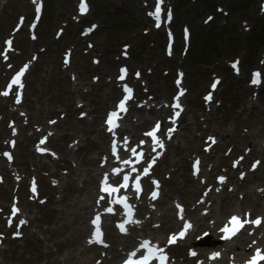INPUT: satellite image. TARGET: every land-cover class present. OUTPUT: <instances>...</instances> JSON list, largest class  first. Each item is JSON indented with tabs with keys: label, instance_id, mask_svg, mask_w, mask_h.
I'll return each instance as SVG.
<instances>
[{
	"label": "rangeland",
	"instance_id": "1",
	"mask_svg": "<svg viewBox=\"0 0 264 264\" xmlns=\"http://www.w3.org/2000/svg\"><path fill=\"white\" fill-rule=\"evenodd\" d=\"M41 1L0 0V264H120L148 237L163 249L166 264H244L257 249L264 254V222L257 228L250 223L241 234L218 243L224 237L218 232L230 217L253 221L264 214V81L249 83L253 69L264 76V40L258 37L264 31L263 0H209L214 9L197 7V0H189L185 8L181 0H163L162 25L171 27L174 3L179 14L187 9L182 18L191 40L182 53L174 46L165 49L175 43L171 29L166 28L168 38L155 32L150 13L157 0H84L87 15H81L82 0H49L48 23L37 28L36 14L44 11ZM95 4L101 13L98 7L92 16ZM133 14L144 24L121 28L118 21L127 22ZM214 21L223 32L219 46L202 52L195 64H184L194 28L210 32ZM91 24L94 29L85 27ZM234 62L240 63L239 74L230 68ZM120 65L127 67L126 74ZM177 75L182 79L175 80ZM213 77L222 81L213 102H205L202 95ZM127 84L134 85L135 98L122 111L121 129L110 133L105 129L108 114L117 113L114 108ZM182 94L186 103L172 122L173 109L160 104L172 96L180 100ZM145 98L148 104L140 107ZM156 121L162 123L164 146L152 148L155 152L138 167L145 188L136 198L139 223L122 233L115 226L122 218L121 206L113 201L135 193L119 184L124 175H131V181L135 176L131 152L120 146L117 157L110 152V140L116 139L114 132L120 140L129 136L130 147ZM41 136L48 139L45 155L35 152ZM6 151L12 161L5 158ZM196 160L198 170L192 168ZM234 161L238 168L232 167ZM254 161L256 170L250 168ZM219 174L230 182L220 194L215 183ZM105 177L119 191L105 194ZM153 191L159 193L156 199ZM108 204L114 209L109 218ZM99 213L102 242L92 238L95 226L90 225ZM19 220L25 223L18 225ZM185 222L191 224L186 232L194 229L179 238ZM174 234L176 241L168 243ZM208 245L219 247L206 253L198 249ZM139 252L135 256L144 253ZM216 252L220 256L212 259Z\"/></svg>",
	"mask_w": 264,
	"mask_h": 264
},
{
	"label": "snow or ice",
	"instance_id": "2",
	"mask_svg": "<svg viewBox=\"0 0 264 264\" xmlns=\"http://www.w3.org/2000/svg\"><path fill=\"white\" fill-rule=\"evenodd\" d=\"M162 2H163V0H158V5H157L156 10H155L153 13H150V15L155 16L157 20L159 19V12H160L159 4L162 3ZM86 10H87L86 3L84 2V0H82V3H81V11H86ZM170 18H171V14H170V11H169V19H170ZM209 19H211V17H209ZM157 26L159 27V24H157ZM8 43L11 44L10 41H9ZM238 63H239V62H234V63H233L232 66H233L234 69H237V65H238ZM122 71H126V70H122ZM137 75H139V73H137ZM260 75H261V74H260L259 72L255 73V74H254L255 78L251 81V83H252V84H259V83H260V79H259ZM122 78H123V77H121V79H122ZM14 83H19V79L17 78V80H15ZM217 83H219L218 80L215 81V82L213 83L212 87L215 88ZM126 91H128L129 94H130L131 89H126ZM128 98H130V95H129ZM210 98H211L210 96H209V97H206V99H210ZM119 107H120L121 109H124V103L121 102V104L119 105ZM176 107H180V105L177 104ZM176 115H179V113H176ZM115 117H117V113H116V112L111 113V114L109 115V118H108L107 123H108L109 125H111V126H115V125H114V119H113V118H115ZM53 123H54V121H53ZM158 127H159V125H157V128H158ZM110 130H111V128H110ZM147 135L154 136V135H155V130H154L153 132H151V133H147ZM209 139H210L213 143H215L214 138L209 137ZM141 143H143V141H142ZM114 147H115V146H114ZM160 147H163V143H162V142H160ZM133 152H135V149H133ZM125 163H127V161H126ZM152 163H155V160H154V159L152 160ZM198 163H199V162L197 161V166H198ZM254 166H255V165H254ZM116 171L119 172V170H116ZM133 171H135V169H133ZM148 172H149V169H148V168H145V169H144V173H145V174H148ZM218 179L221 180V181H223V180H224V177H219ZM128 180H129V176H128V175H124V176H123V181H124L125 183H123L120 187H124V188L128 187V185H127V181H128ZM154 183H155V185H156V188L158 189V187H159L158 182H155V181H154ZM105 184H107V177H105ZM135 189H136L137 194H139V192L141 191V184H140V178H139V177H136V178H135ZM102 191H104V192H106V193H109V195H111L112 192H117V191H119V189L116 188V187L105 186V187L102 188ZM158 195H159L158 191H153V192L151 193V198H152V199H156V198L158 197ZM137 198H138V196H137ZM100 199L103 200L104 197H101ZM128 199H129L128 197H126V196H122V197H120L119 200H117V201H113V203H120V204H123L124 208H125L126 211H127L128 220L124 221L123 223L118 224V227H119V229H120L122 232L127 231V229H126V227H125V225H126L127 223H139V221H132V219H131V216H132L131 208H132V206L129 205V204L127 203ZM98 202H99V201H98ZM178 207H179V206H178ZM15 211H18V209L15 210ZM15 211H14L13 214H15ZM106 211H108V212H112L113 209H112V208H107ZM181 211H182V208H181ZM180 218H181L182 220L184 219L183 216H181ZM99 221H100V217L97 216V217L93 220V224H94V225H98V224H99ZM20 223L23 224V223H25V221H20ZM249 223H253V224H256V225H260V224L262 223V220H261V218H257L256 220L249 221V220H247V219H241V217H239V216H232V217H230V219H229V224H230L232 227L229 228V226H228L227 224L225 225V227L222 229V231L225 233V235H224L223 238H224V239H230L232 236H235V235H236V234H237V233H238V232H239V231H240V230H241L246 224H249ZM190 227H191V224L185 222V224H184V230H182V231L178 234V235H179V238H183V236L186 234V230H187L188 228H190ZM16 235H19V233H16ZM93 236H94V240H95L96 242H102V233L100 232L99 227L96 228V231L94 232ZM176 239H177V236L174 234L173 236H171V237L169 238L168 243H174V242L176 241ZM91 242H92V241H90V243H91ZM147 243H148V242L146 241L144 244L141 245V247H145V246L147 245ZM253 243H255V241H253ZM137 251H139V249H137ZM159 251L162 253V252H163V249H159ZM190 254L193 255V256L196 255L195 252H191ZM132 255H135V252L132 253ZM219 256H220V253H219V252H216V253H213V254H212L211 258H212V259H215V258H217V257H219ZM148 259H149V257L145 256V257L143 258V264H147ZM160 259H161L162 264H166V262H167V257H166V256H161ZM258 260H264V255H261V250H260V249H257V250H256V254H255V255H254V256H253V257L247 262V264H257V261H258ZM125 264H132V261H131V260H128V261L125 262Z\"/></svg>",
	"mask_w": 264,
	"mask_h": 264
},
{
	"label": "trees",
	"instance_id": "3",
	"mask_svg": "<svg viewBox=\"0 0 264 264\" xmlns=\"http://www.w3.org/2000/svg\"><path fill=\"white\" fill-rule=\"evenodd\" d=\"M181 1L184 3V4H182V6L184 7V5H187L186 2H188L189 0H181ZM47 3H49V0H44V3H43L44 11L42 13V17L36 23L37 28H39L43 23H45V24L48 23L49 4L47 5ZM195 3H196L197 7H199L201 5L205 6L206 7L205 9H208L210 7H211V9H214V7H215L214 4L209 3V0H197ZM99 6L100 5L95 4V8H94V12H93L92 16L95 15L96 10ZM178 7L179 6L174 3L169 8L173 17H174L173 23L171 24L172 28L170 27V29H172L173 36H175V34H176L175 43L172 45V47L174 46V49L176 51L181 50V53H182L186 49L188 43L190 42L191 35L189 33V38L187 40H185L183 37V31L182 30L184 27H188V26H184L186 21L183 20L182 17L187 15V13H186L187 9L184 10V8H185L184 7L182 9L181 14H179V11H178L179 8ZM230 7H231V5H230ZM221 10L216 11L217 17H218V15L221 14ZM175 12H178V14H176V18H175ZM98 13H101L100 7L98 8ZM127 14H130V12L126 10V15ZM107 15H108V13L105 12V16H107ZM134 17H135L134 14L128 16L127 22L122 21V20L118 21L119 26L123 29H124V27H129V28L133 29L134 27L136 28V27L144 24L143 21L138 22L137 18H134ZM163 20H165V18ZM84 21H85V23H90L92 20L91 19H85ZM214 23L215 24H213V27L211 28L212 30L210 32L203 31L202 30L203 27H201V26H199L197 30H195V28H194L195 34L193 36V40L190 43V48L188 50L189 51L188 52V58H185L184 64H186V65H188V63L189 64H192V63L195 64L196 59L202 58V52H204L205 50H210V47H218L219 46V43H220L219 38H221V35L223 34V32L220 33V30H218L219 28L217 27L215 21H214ZM154 28H155V32L157 34H159L160 36H164L166 38L167 29H166L165 24L162 26H159V27H154ZM150 35H152V33H150ZM195 35H196V39H194ZM258 37L260 39L264 40V31H260ZM248 40H249V42H253L252 35L248 36ZM209 45H214V46H209ZM246 47L250 50V48L248 46H246Z\"/></svg>",
	"mask_w": 264,
	"mask_h": 264
},
{
	"label": "bare ground",
	"instance_id": "4",
	"mask_svg": "<svg viewBox=\"0 0 264 264\" xmlns=\"http://www.w3.org/2000/svg\"><path fill=\"white\" fill-rule=\"evenodd\" d=\"M88 13V12H87ZM154 108V107H153ZM130 142V140H127L126 141V143L128 144ZM120 146H123V145H120ZM112 153V152H111ZM113 154V153H112ZM118 155V154H117ZM122 170V169H121ZM215 183L216 184H218L220 187H222V188H225V187H227V186H229L230 185V182H229V179L228 178H226V179H224L223 181H221V180H215ZM234 189H232V191H233ZM218 191V193L220 194L221 193V191H219V190H217ZM254 193H255V195H263V193H261V191L260 190H255L254 191ZM120 199V197H118L117 198V200H119ZM211 202L213 203V199L211 198ZM250 201V200H249ZM248 201V202H249ZM253 214V212L251 211L250 212V216H254V215H252ZM242 217H243V219H245V217L242 215ZM126 220H128V218H124V219H121V220H119L120 221V223H123L124 221H126ZM227 220V219H226ZM261 220H262V223L264 222V214H262V217H261ZM229 222V221H228ZM261 223V224H262ZM130 224L131 223H127L126 225H125V227L127 228V227H130ZM250 224V223H249ZM249 224H246L244 227H247V225H249ZM260 224V225H261ZM225 225H226V221L223 223V226H222V228H224L225 227ZM227 225H229V223H227ZM260 225H256V228L257 227H259ZM221 227V226H220ZM194 229V228H193ZM193 229H191V230H188L187 232H186V234L185 235H187L188 233L190 234L192 231H193ZM219 234H221V236H224L225 235V233L221 230V228H220V231L218 232ZM218 233H216V235L218 234ZM224 234V235H223ZM239 234H241V231H239L234 237H236L237 235H239ZM184 235V236H185ZM244 238H247L246 236L244 237ZM251 238H254L253 236L251 237ZM224 239H223V237H222V240H218V243H222V241H223ZM246 240V239H245ZM221 245V244H220ZM212 246V245H211ZM218 247L219 246H217V245H213V247H210L209 245H208V247L207 246H202V247H200V248H198V249H201V250H204V253H206V252H208V251H210V250H212V249H214L213 251H217V249H218ZM225 251H228V248H226V249H224ZM129 252L131 253H133V251H131V250H129ZM140 252H141V250H140ZM131 253V254H132ZM251 254V253H250ZM130 256H135V255H130Z\"/></svg>",
	"mask_w": 264,
	"mask_h": 264
}]
</instances>
